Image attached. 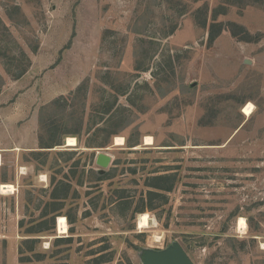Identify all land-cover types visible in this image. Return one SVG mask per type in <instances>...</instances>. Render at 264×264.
<instances>
[{
  "label": "rangeland",
  "instance_id": "374dc122",
  "mask_svg": "<svg viewBox=\"0 0 264 264\" xmlns=\"http://www.w3.org/2000/svg\"><path fill=\"white\" fill-rule=\"evenodd\" d=\"M174 244L264 264V0H0V264Z\"/></svg>",
  "mask_w": 264,
  "mask_h": 264
},
{
  "label": "water",
  "instance_id": "95a60500",
  "mask_svg": "<svg viewBox=\"0 0 264 264\" xmlns=\"http://www.w3.org/2000/svg\"><path fill=\"white\" fill-rule=\"evenodd\" d=\"M111 163V155L104 152L98 154L96 164L99 167L106 169ZM145 264H193V262L181 245L174 244L167 250L149 253L145 258Z\"/></svg>",
  "mask_w": 264,
  "mask_h": 264
},
{
  "label": "clouds",
  "instance_id": "9594fccd",
  "mask_svg": "<svg viewBox=\"0 0 264 264\" xmlns=\"http://www.w3.org/2000/svg\"><path fill=\"white\" fill-rule=\"evenodd\" d=\"M137 230L147 231L149 233L147 239L149 241L159 242L162 235L158 231V220L155 216H150L147 213L138 214Z\"/></svg>",
  "mask_w": 264,
  "mask_h": 264
},
{
  "label": "bare ground",
  "instance_id": "6f19581e",
  "mask_svg": "<svg viewBox=\"0 0 264 264\" xmlns=\"http://www.w3.org/2000/svg\"><path fill=\"white\" fill-rule=\"evenodd\" d=\"M77 139L75 137H68L67 138V145L66 147H77ZM15 187L11 184H4L2 187V192L4 194H11L14 193ZM247 228V222L245 218H240L239 219V229L241 231L245 230ZM58 229L61 234H65L68 231V222L66 217H59L58 218Z\"/></svg>",
  "mask_w": 264,
  "mask_h": 264
},
{
  "label": "trees",
  "instance_id": "16d2710c",
  "mask_svg": "<svg viewBox=\"0 0 264 264\" xmlns=\"http://www.w3.org/2000/svg\"><path fill=\"white\" fill-rule=\"evenodd\" d=\"M211 38V37H210ZM214 40V37L213 38H211V41H213ZM23 74V73H22ZM55 103H56V101H55ZM58 103V102H57ZM57 145H61L60 143H55L54 142V140H51L49 143H47V145L46 146H44V147H42V148H47V149H49V148H53V147H55V146H57ZM155 188L156 189H158V190H168V189H165L164 187H158V186H155ZM52 198H53V200H65L66 199V197H59L57 194H56V191H55V193H53L52 194ZM56 203H59V202H54L53 204H55L56 205ZM48 215V214H47ZM46 216V215H45ZM70 218V217H69ZM71 220V219H70ZM53 221L55 222V216L53 217ZM71 222H73V220H71ZM44 230H40V232H43ZM37 233H39V232H37ZM65 239V238H64ZM60 240H63V239H60ZM66 240V239H65Z\"/></svg>",
  "mask_w": 264,
  "mask_h": 264
}]
</instances>
